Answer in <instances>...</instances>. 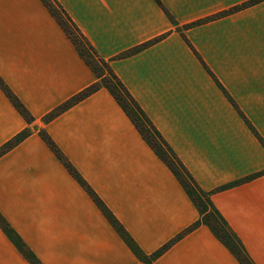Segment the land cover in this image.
Segmentation results:
<instances>
[{
    "label": "crops",
    "instance_id": "1",
    "mask_svg": "<svg viewBox=\"0 0 264 264\" xmlns=\"http://www.w3.org/2000/svg\"><path fill=\"white\" fill-rule=\"evenodd\" d=\"M57 1L264 264V0ZM0 78L34 119L0 88V148L30 133L0 157V215L40 264H144L42 131L145 255L171 244L152 264H241L107 90L44 122L97 79L41 0H0ZM0 264H31L1 227Z\"/></svg>",
    "mask_w": 264,
    "mask_h": 264
},
{
    "label": "trees",
    "instance_id": "2",
    "mask_svg": "<svg viewBox=\"0 0 264 264\" xmlns=\"http://www.w3.org/2000/svg\"><path fill=\"white\" fill-rule=\"evenodd\" d=\"M44 6L47 8V10L50 12V14L54 17V19L57 21V23L60 25L66 36L70 39L74 47L76 48L78 54L83 59V61L86 63V65L90 68V70L95 74L96 76V83H94L92 86L88 87L84 91L80 92L76 96L72 97L70 100H68L66 103H64L62 106L54 110L50 115H48L44 122H50L54 120L59 115L65 113L72 107L76 106L77 104L81 103L82 101L86 100L87 98L91 97L92 95L96 94L100 90H107L111 96L114 98V100L118 103V105L122 108V110L125 112V114L129 117V119L132 121L138 132L143 137L144 141L150 146V148L154 151L156 156L167 165V167L170 169V171L174 174L176 179L180 182L184 190L186 191L187 195L190 197L198 211L200 212V215L204 218V213L201 211V208L197 202V199L194 196L193 190L195 189L196 192L202 196L204 199V202L210 209L214 212V215L219 219L220 223L225 227V233L227 235H231L234 239V242L238 245V248H240L242 254L246 258L247 262L249 264H253L248 255L246 254L242 244L238 240V238L232 233V231L228 228L226 223L223 221L221 216L216 212L212 205V201L210 198V195L205 193L200 189V187L197 185L195 180L192 178L186 167L183 165V163L180 161V159L176 156L174 151L171 149V147L168 145V143L164 140V138L160 135V133L157 131L153 123L150 121V119L147 117L145 112L141 109V107L136 103L134 98L130 95V93L126 90L120 79L117 77V75L114 73V71L111 68L110 61H106L102 59L98 53L95 51V49L92 47V45L89 43V41L86 39V37L82 34V32L79 30V28L75 25L73 20L70 18V16L66 13V11L61 7V5L58 3L57 0H41ZM156 2L162 7L159 0H156ZM53 6V7H52ZM247 6V5H246ZM246 6H243L241 8H236L230 12L222 13L220 15H217L216 17L212 19H217L225 16L226 14H230L234 11L240 10L242 8H245ZM54 8L59 12V15L54 10ZM212 19H208L207 21H199L192 25L186 26L187 29L198 26L203 24L204 22L211 21ZM69 25L73 32L70 33L67 26ZM185 39V37H184ZM185 41L188 43L187 39ZM153 42L144 44L130 52L124 53L120 56H118V59H124L127 58L133 54H136L140 52L141 50L149 47L152 45ZM189 44V43H188ZM190 45V44H189ZM191 46V45H190ZM195 52V51H194ZM196 53V52H195ZM203 66L207 69L206 65L202 62ZM208 70V69H207ZM0 88L4 92V94L7 96V98L10 100L12 105L16 108V110L20 113V115L28 122L32 123L34 121L33 117L28 113L27 109L24 107V105L20 102V100L13 94V92L8 88V86L4 83V81L0 78ZM224 90V89H223ZM126 97L129 104H131L133 107L136 108L140 116L143 118L145 123L148 125L149 129L155 134V136L158 139V142L164 147V149L170 154L172 160L174 163H170L165 157H163L156 145L149 140V138L142 132L139 125L133 120L132 116L130 115L128 105L124 103L123 98ZM30 133L28 131L22 132L20 135L16 136L12 140H10L8 143H6L2 148H0V157L10 152L12 149H14L16 146H18L23 140L28 138ZM40 136L42 140L47 144V146L50 148V150L54 153V155L58 158V160L64 165V167L68 170V172L71 174V176L81 185L82 188L85 189V191L90 195V197L93 199L97 207L101 210V212L104 214L106 219L110 222L112 227L116 230V232L123 238L127 246L130 248V250L136 255V257L140 260V262L144 264H152L153 261H155L159 256H161L166 250L169 249L171 244L164 247L162 250H160L155 255L148 257L145 255L140 248L137 246V244L134 242V240L128 235V233L124 230V228L121 226V224L117 221V219L111 214V212L108 210L106 205L102 202V200L96 195V193L92 190V188L88 185V183L82 178V176L74 169L72 164L67 160V158L62 154L60 149L56 146V144L52 141V139L44 132L42 131L40 133ZM251 178L247 179L245 182L250 181ZM208 226L216 238L220 240L228 249L229 247L227 244L216 234L214 229L212 227ZM0 227L2 230L8 235V237L12 240V242L16 245V247L21 251V253L24 255V257L31 263V264H40L38 259L26 248L24 243L18 238L16 233L12 230V228L8 225V223L2 218L0 215ZM196 226L190 228L189 231H192L195 229ZM230 252L238 259V261L241 264H246L243 260H241L238 256L234 254V252L229 249Z\"/></svg>",
    "mask_w": 264,
    "mask_h": 264
},
{
    "label": "rangeland",
    "instance_id": "3",
    "mask_svg": "<svg viewBox=\"0 0 264 264\" xmlns=\"http://www.w3.org/2000/svg\"><path fill=\"white\" fill-rule=\"evenodd\" d=\"M53 7V6H52ZM54 10L59 15V12L54 8ZM70 33L74 35V32L72 28L69 25H66ZM124 103L128 105L130 115L132 116L133 120L139 125L142 132L149 138L151 142H153L156 147L158 148L160 154L165 157L170 163H174L172 160L170 154L164 149V147L158 142L157 137L155 134L149 129L148 125L145 123L143 118L140 116L138 111L135 107H133L131 104H129L126 97L123 98ZM195 198L197 199V202L201 208V211L204 213L203 222L205 225H209L214 229L216 234L227 244L229 249H231L236 256H238L241 260H243L246 264H249L242 254L240 248H238V245L234 242V239L231 235H227L225 233V227L220 223L219 219L214 215V212L208 207V205L205 204L204 199L202 196H200L195 189H192Z\"/></svg>",
    "mask_w": 264,
    "mask_h": 264
}]
</instances>
